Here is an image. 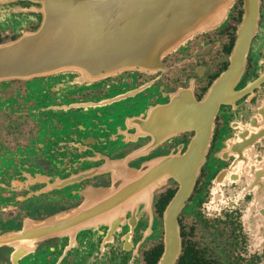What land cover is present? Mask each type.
Listing matches in <instances>:
<instances>
[{
    "label": "flooded vegetation",
    "instance_id": "1",
    "mask_svg": "<svg viewBox=\"0 0 264 264\" xmlns=\"http://www.w3.org/2000/svg\"><path fill=\"white\" fill-rule=\"evenodd\" d=\"M50 1L0 0V46H48ZM243 12L235 0L224 24L148 68L0 80V264H158L167 208L180 190L170 168L189 158L198 120L210 118L200 117L199 102L229 66ZM257 24L254 46L264 34V0ZM263 70L264 51L249 50L241 89ZM230 108L222 103L224 114L214 115L199 172L175 214L180 250L172 264H264L263 251L249 244L260 235H250L237 191L227 185L230 203L207 206L220 168L215 142L236 118Z\"/></svg>",
    "mask_w": 264,
    "mask_h": 264
},
{
    "label": "water",
    "instance_id": "2",
    "mask_svg": "<svg viewBox=\"0 0 264 264\" xmlns=\"http://www.w3.org/2000/svg\"><path fill=\"white\" fill-rule=\"evenodd\" d=\"M243 16L237 29L228 68L216 79L199 102L198 134L190 145L188 159L170 168L180 190L168 205L165 216V249L158 264H172L180 241L176 212L183 205L199 172V160L211 137L213 117L224 114L222 103L236 115L228 129L220 128L215 142L220 168L209 185L207 206L230 203L233 188L245 200V224L255 228L254 246L264 255V93H236L252 50L257 27L258 0H242ZM235 0H51L48 46L20 48L19 43L0 46V80L34 72L71 70L83 77L109 75L118 70L144 69L161 62L166 54L194 35L220 27ZM48 30V26L44 30ZM253 51V50H252ZM264 51V50H262ZM257 81L244 89L260 88ZM239 86V87H238ZM237 90V91H239ZM238 103V105L236 104ZM241 106L243 109H238ZM231 157V168L223 160ZM199 158V160L197 159Z\"/></svg>",
    "mask_w": 264,
    "mask_h": 264
},
{
    "label": "rangeland",
    "instance_id": "3",
    "mask_svg": "<svg viewBox=\"0 0 264 264\" xmlns=\"http://www.w3.org/2000/svg\"><path fill=\"white\" fill-rule=\"evenodd\" d=\"M233 5H234V3H233ZM232 8V7H231ZM231 8L229 9L230 11H229V14H230V12H231ZM229 14H228V16H229ZM228 16H227V18H228ZM226 18V19H227ZM226 21V20H225ZM253 43V42H252ZM178 48V47H177ZM176 48V49H177ZM175 49V50H176ZM254 49V51L256 52V51H258V50H264V34L262 35V37H261V39H260V41L256 44V46H254V44H252V50ZM229 123V122H228ZM224 131H225V133L228 135L229 133H228V128L225 126L224 127ZM215 156L217 157V155L215 154ZM224 168V167H223ZM224 170H225V174H224V177H226L227 176V171H226V168H224ZM249 229V231H250V235H252L253 233H255L256 232V229L255 228H248ZM254 242H255V240H250L249 241V244L251 245V246H253V244H254Z\"/></svg>",
    "mask_w": 264,
    "mask_h": 264
}]
</instances>
